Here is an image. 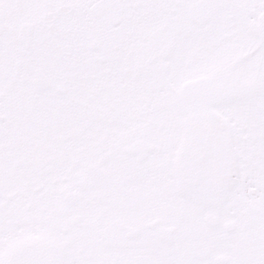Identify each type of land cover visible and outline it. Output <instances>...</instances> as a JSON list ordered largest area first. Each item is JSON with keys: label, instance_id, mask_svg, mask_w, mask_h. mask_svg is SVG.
Segmentation results:
<instances>
[{"label": "snow or ice", "instance_id": "6c2138e0", "mask_svg": "<svg viewBox=\"0 0 264 264\" xmlns=\"http://www.w3.org/2000/svg\"><path fill=\"white\" fill-rule=\"evenodd\" d=\"M0 264H264V0H0Z\"/></svg>", "mask_w": 264, "mask_h": 264}]
</instances>
